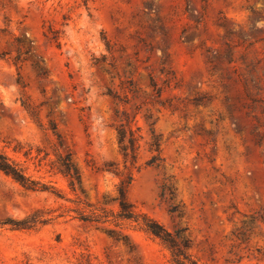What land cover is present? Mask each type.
I'll return each instance as SVG.
<instances>
[{
    "label": "rangeland",
    "instance_id": "1",
    "mask_svg": "<svg viewBox=\"0 0 264 264\" xmlns=\"http://www.w3.org/2000/svg\"><path fill=\"white\" fill-rule=\"evenodd\" d=\"M0 150L50 186L0 170V264H171L115 217L129 179L135 209L185 227L200 264H264V0H0Z\"/></svg>",
    "mask_w": 264,
    "mask_h": 264
},
{
    "label": "trees",
    "instance_id": "2",
    "mask_svg": "<svg viewBox=\"0 0 264 264\" xmlns=\"http://www.w3.org/2000/svg\"><path fill=\"white\" fill-rule=\"evenodd\" d=\"M118 138L121 150L126 156H131L133 158L137 155V150L139 148L138 138L136 137L133 130H128L121 124L118 129ZM153 143L152 145L158 147V137L153 134ZM14 151L18 149L14 148ZM158 157L155 155L151 159L152 163H155ZM58 169L63 173L69 181V185L72 190H75L76 184H81L82 176L80 170L76 163L72 159V152L68 151L64 155H59L58 157ZM0 170L5 174L11 176L18 183L24 187L32 190H49V185L40 183L39 181L33 179L29 176L25 169L16 161L12 160L8 155L0 150ZM131 183L129 179L126 183L122 181L118 187V197L116 198L119 202V210L116 213V218L122 221H129L139 225L147 233L152 236L160 239V241L169 249L171 253V264H200L194 257L183 249L190 245V240L184 235L186 228L176 227L173 231L168 229L162 223H160L155 218L149 216L146 213L138 212L134 205L129 201L127 192L128 185ZM166 184L163 185L164 195L166 190ZM173 193V191H171ZM56 194L60 193L56 191ZM61 196V195H59ZM179 205L171 204L169 211L171 214L178 212ZM181 214V212L179 213ZM36 214L27 216L24 219L18 220L14 223V226L21 229H31L36 225L37 219L35 218ZM81 220L86 222H107L108 219H103L96 211H93L91 214L85 213L82 211L79 213ZM8 223V222H5ZM109 234L118 239L123 240L125 243H128L131 248L133 245L129 242V236L127 234L120 235L115 229H110ZM133 250V249H130Z\"/></svg>",
    "mask_w": 264,
    "mask_h": 264
}]
</instances>
